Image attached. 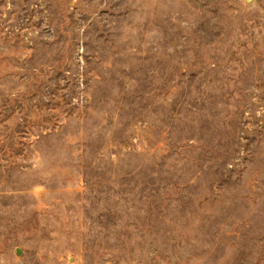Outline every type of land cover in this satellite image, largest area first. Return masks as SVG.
I'll list each match as a JSON object with an SVG mask.
<instances>
[{"label": "rangeland", "instance_id": "374dc122", "mask_svg": "<svg viewBox=\"0 0 264 264\" xmlns=\"http://www.w3.org/2000/svg\"><path fill=\"white\" fill-rule=\"evenodd\" d=\"M0 264H264V0H0Z\"/></svg>", "mask_w": 264, "mask_h": 264}]
</instances>
